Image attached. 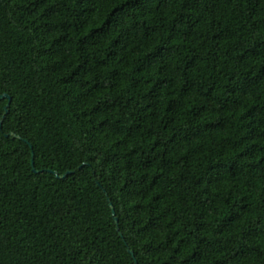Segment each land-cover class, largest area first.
<instances>
[{"label":"trees","instance_id":"obj_1","mask_svg":"<svg viewBox=\"0 0 264 264\" xmlns=\"http://www.w3.org/2000/svg\"><path fill=\"white\" fill-rule=\"evenodd\" d=\"M4 94L0 264H264V0H0Z\"/></svg>","mask_w":264,"mask_h":264},{"label":"water","instance_id":"obj_2","mask_svg":"<svg viewBox=\"0 0 264 264\" xmlns=\"http://www.w3.org/2000/svg\"><path fill=\"white\" fill-rule=\"evenodd\" d=\"M4 99H9V104H8L7 107H6V110H7V113H8V108L10 107V104H11V98H10L9 95H7V94H4V95L0 96V101H2V100H4ZM2 124H3V123H1V126H2ZM33 164H34V162H33ZM68 174H69V173H68ZM65 176H66V175H65ZM65 176H64V177H65ZM110 207L112 208L113 215L116 216V212H115V209H114V206H113L112 203L110 204ZM116 222H117V223L119 222L118 219H116ZM131 253L133 254V252H131Z\"/></svg>","mask_w":264,"mask_h":264}]
</instances>
